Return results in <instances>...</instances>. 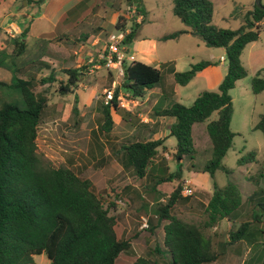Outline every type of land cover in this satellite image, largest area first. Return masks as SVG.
Masks as SVG:
<instances>
[{"label":"trees","instance_id":"trees-1","mask_svg":"<svg viewBox=\"0 0 264 264\" xmlns=\"http://www.w3.org/2000/svg\"><path fill=\"white\" fill-rule=\"evenodd\" d=\"M40 4L44 0H36ZM139 7L140 0H135ZM174 15L188 28L163 36L176 38L189 32L200 38L208 47H223L225 50L226 73L217 91L204 90L189 105L175 102L161 111L162 115L173 116L176 121L170 127V136L176 139L174 159L177 169L163 180H176L178 184L165 203L157 206V215L166 220L162 246L155 249L166 263L157 258L138 256L132 262L122 264H206L217 260L216 237L226 232H212V228L226 219L232 223L227 230L232 244L240 240L254 244L257 233L264 229H251L252 222H259L260 214L251 212L250 221L236 219L241 211L242 193L237 185L228 180L223 186L213 180V190L203 214L198 221L188 222L173 213L176 200L181 197L182 160L194 159L195 148L192 140V125L205 122L211 142V156L204 163L202 171L214 179L216 171L227 175L233 169L223 163V158L232 146L235 133L230 128L233 113L229 93L235 82L244 77L245 68L241 63L243 48L257 40L259 30L255 25L264 23V10L255 5L249 10L244 24L238 29L222 28L212 23L213 3L210 0H173ZM121 15L116 28L124 27ZM140 24L131 25L125 42L130 43ZM27 28L12 38L13 50L9 57L11 66L17 65L27 43L23 40ZM52 34H49V36ZM38 60V59H37ZM2 62V61H1ZM36 59L32 63L36 64ZM216 61L201 60L193 63L185 71H173L176 83L186 85L198 72L215 65ZM9 67L8 63L5 64ZM121 87L134 97H141L145 91L161 80L159 68L140 61H124ZM67 79H58L52 70L38 80L40 85H57L59 95L66 94L71 86L80 81L78 69H63ZM9 83L0 81V90H18L23 105L0 98V264H36L33 255L45 254L50 264H116L122 252L131 247V238L119 239L114 225L115 217L110 214L111 205H104L93 189L88 178L81 177L67 166L54 167L37 152V130L48 98L35 89L37 79L29 76L20 78L13 71ZM254 93L264 90V77H254L251 81ZM118 89L111 103L103 104L100 128L109 132L113 124L110 108L121 107L117 102ZM217 112V117L210 119ZM254 129L264 137V112L259 115ZM163 141H134L122 146L125 158L137 177H143L149 164L162 146ZM253 151L237 160L239 165L253 161ZM193 195V194H192ZM253 194H251L252 196ZM191 196V195H190ZM250 196V198H251ZM264 210V202L258 203ZM254 207V206H253ZM264 264V250L257 258L245 260V264Z\"/></svg>","mask_w":264,"mask_h":264},{"label":"crops","instance_id":"crops-1","mask_svg":"<svg viewBox=\"0 0 264 264\" xmlns=\"http://www.w3.org/2000/svg\"><path fill=\"white\" fill-rule=\"evenodd\" d=\"M35 1L0 0V81L9 83L12 79L13 71L20 78L25 79L33 76L36 79V75L33 73L28 75L26 73L28 71L27 68L31 69V67L38 68V74L40 73L41 77L48 75L54 70L57 74L56 77L64 80L67 79V75L62 72L63 69H78L80 74L77 76L80 81L77 82L76 86H71V89L67 92L69 94H75L80 89L84 91L91 89L93 94L95 90L90 87L91 81L85 82L90 77H93L96 84L100 85L99 92H103L104 89L109 88L112 84H116L120 94H130L121 87L122 82L120 83L118 80V70L114 67L106 68L99 58L100 53L106 48L107 36L117 30L116 21L125 10L123 7L124 0H44L40 4ZM144 2L145 0H140L143 7L145 5ZM117 3H121L120 8ZM254 3L255 0L252 2V7L255 5ZM172 8V11L168 10L166 13L159 12L158 14L152 13V9H147L144 12L139 10L144 15L139 28L141 29L142 27L144 29V25L148 24L160 32L152 35L143 34L142 29L138 28L134 39L130 43H126L127 55L131 56L132 60H125L126 62L140 61L159 68L161 72L163 65H170L171 63L172 65L168 67L166 72V78L171 86L165 85L161 81L147 89L143 96L136 97L134 104L128 107L122 106L118 109L111 107L110 114L113 124L110 131L103 136L87 135V146L84 152L87 159L84 164L77 162L76 166H79L78 169L74 170L71 167L78 175L88 178L92 182L93 187L100 189L110 186L108 187L109 191L115 189L118 192L117 198L109 203L111 205L110 214L115 217L114 229H116V236L118 235L122 239V235L125 233L123 238L129 237L132 239L131 247L127 251L134 254L133 260L138 256H147L148 253L153 254L156 248L162 246L163 227L167 221L158 217L157 206L166 202L170 193L178 184L176 180H163L169 173L177 169V162L174 159L176 142H172L171 138L173 136H170V127L176 119L173 116L162 115L161 111L182 99L173 77V71L179 70H176L178 69V57L171 54L172 49L175 48L172 46L177 44L175 39L178 38L180 40L178 43L187 46L188 54L186 56H189L194 52L195 47L201 49L204 44L200 38L189 32L183 33L176 38L163 39L164 35L177 30L188 29L174 15ZM156 22L158 24H155ZM169 25H174L176 28L166 32L161 30L164 26L169 27ZM12 26L15 31L9 35L6 31ZM108 26L109 29L106 28ZM26 28L27 31L23 40L26 43L30 39L41 41L43 46L42 55L35 58L36 64L32 63L35 59L19 64L18 58L17 65L11 66L8 60L13 50L12 38L19 36ZM49 34L52 35L49 36ZM6 41L8 42L6 43ZM2 42L8 46L6 51H4L5 45ZM217 55L219 58H216ZM224 56V48L221 53L215 55L211 53L207 60L217 61V63L198 72L189 82L196 80L198 77L207 80L212 79L211 88L215 86L218 88L226 73V71L223 72L225 69L224 62H226ZM6 62L9 67L5 65ZM191 63H188V68ZM188 68H184L182 71ZM24 72L26 73L25 75H23ZM164 82H166L165 79ZM105 85L106 87H104ZM119 85L121 88L118 87ZM176 90L178 91L177 94H175ZM96 96H93L91 101L87 99L88 102L87 104L86 102L83 103V107L87 109L90 107L94 111L102 110V104L97 102ZM94 102L95 105L92 106ZM88 111L90 110L88 109ZM214 113L210 119L217 117V112ZM207 122L208 120L194 123L191 129L194 148L198 147L200 149L203 145L202 150L208 151L205 162L211 156V142L206 131ZM98 126L96 125L95 127L98 128ZM157 139L163 141L162 146L149 164L147 173L143 177H137L125 158L122 146L134 141ZM77 140L80 142L82 139L79 140L78 138ZM196 154L197 151L195 149L194 157ZM78 156H80V159L83 158L81 153ZM187 158L184 157L181 162L182 177L180 183L182 185L187 180L194 193L191 196H185L181 193V197L174 204L173 213L188 222H194L201 218L203 210L210 199L213 190V180L217 185L223 186L228 179H225L224 182L218 180V172L222 171H216L214 179H212L208 172L201 170L203 166L197 168L191 162L194 159H189L191 160L189 163ZM237 170L240 173L247 172L248 164H238ZM235 174L236 172L233 170L230 175L231 179H235ZM92 176L95 177L92 178ZM243 178L245 179V176ZM233 182L238 184L239 180H234ZM239 189L241 190L240 187ZM241 193H243L242 190ZM119 207H126V212L123 213L124 208L119 209ZM141 217L147 218L148 227L146 229L140 228ZM237 219L235 220L236 222H238ZM126 223L129 226L127 230L125 229ZM117 227H120L119 234ZM231 227L232 223L224 219L213 227L211 231L226 232ZM139 237H143L142 243L137 240ZM241 241L245 240H240L239 242ZM137 246L141 250L136 249L135 247ZM162 253L163 256L166 255L164 252ZM217 261L218 258L210 263H217ZM241 264H245V259L242 260Z\"/></svg>","mask_w":264,"mask_h":264},{"label":"rangeland","instance_id":"rangeland-1","mask_svg":"<svg viewBox=\"0 0 264 264\" xmlns=\"http://www.w3.org/2000/svg\"><path fill=\"white\" fill-rule=\"evenodd\" d=\"M126 1L129 3V0H124V4H126ZM210 1H212L214 7L212 23L218 27L229 28L232 30L238 29L244 24L245 15L248 10L253 8L252 2H254V0ZM261 3L264 5V0H261ZM124 4L123 7L125 8ZM144 4V7L142 3L139 4V10L142 12L147 9H152L151 12L155 14H158L159 12L166 13V11L171 10L173 6V0H145ZM117 5L119 8L121 7V3H117ZM155 24H158V22ZM144 26V29L141 27L143 34L152 35L160 32L159 30L152 28L151 25L146 24ZM106 28L109 29V26ZM175 28L176 27L174 25H169V27L164 26L161 30L166 32L167 30H174ZM257 29L259 30V36L257 40L248 43L243 48L241 54V63L245 68L246 74L244 77L238 79L235 82L233 88H231L229 91L233 106L230 128L233 132H235V135L232 140V146L227 151L226 156L223 159V163L236 172L235 179H231L230 175L218 172V180H222L221 182H224L225 179L230 181L239 180V185H236L241 188L244 195L242 196V204L237 210L238 212H241L239 219H237L238 222L236 223L238 224L241 221H250L251 212L260 214V221L252 222L250 225L251 229L254 230L264 229V210L258 206V203L264 202V137L260 130L253 128L254 124L259 118V115L264 112V90L259 93H254L251 89V81L254 77H264V23L261 22L259 26L255 25L253 30ZM114 32H117V30H114ZM175 40L177 41V44L172 46L175 48L172 49L171 54L178 57V69L176 70L179 71H182L184 68H188L189 62H192L191 64H193L201 60L209 59L211 53L215 55L221 53L223 50V47H208L203 44L201 49H199V47H195L194 52H192L191 55L186 56V54H188L187 46L185 44L178 43L180 41L178 38ZM7 42L8 41H6V43ZM2 43L4 44V42ZM170 43L172 44V42ZM42 48L43 46L41 41H35L33 39L28 40L25 53L19 57V64L40 57L42 55ZM7 49L8 46L6 44L4 51ZM216 58H219V56L217 55ZM224 64L225 69L223 72L226 71L227 65L226 62H224ZM171 65L172 64L170 63V65L162 66L163 73L161 72L162 77L159 83L162 81V83L165 85L171 86L166 78V72L168 67ZM171 69H173V67H171ZM27 70V75L33 73L36 75V79L41 77L40 73L38 74V68L31 67V69L27 68ZM102 71L104 70L102 69ZM26 73L24 72L23 75ZM117 75L118 80L121 83L123 76L120 73H117ZM164 79L166 82H164ZM89 81H91L90 87L95 90L93 94L91 89L85 91L80 89L77 90L75 94L66 93L64 95H59L57 91V85H40L38 80H36L37 83H35V89L37 91H41L48 98L47 107L44 111L41 122L38 125L36 138L37 152L44 160L54 167L67 166L70 168L72 167L74 170L78 169L79 166H76L77 162L84 164L87 159V156L84 155L87 146L86 136L89 134L91 136H103L106 134V132L102 131L100 128V124L102 123V110L99 109L94 111L88 107L90 110L88 111L87 108L83 107V103L86 102L87 104V99L91 101L93 96H96L97 94V102H100L102 105L104 104L102 97L103 92H99L100 85L96 84V82L93 80V77H90L89 79L87 78L85 80L87 83ZM212 82V79L207 80L205 78L198 77L196 80L189 82L186 86H181L178 83H175L180 95L182 96V99H180L179 102L183 104H189L196 98V96L200 94L199 92L204 90L217 91L218 88L216 86L211 88ZM104 87H106V85ZM118 87H120V85ZM116 89H118V94H120L119 88ZM178 91L176 90L175 94H177ZM122 95L125 99L131 98V94L128 93H122ZM0 98H2V100L14 101L20 106L23 105L18 90L14 88L1 89ZM94 105L95 102L92 103V106ZM96 125H99L98 128L95 127ZM78 138L79 140H82L79 142L77 140ZM171 141L176 142L174 137L171 138ZM195 149L197 154L195 155L194 160L191 161L189 158H187V162L190 163L191 161L193 166L200 168L203 166L206 160L208 151L202 150L203 145L200 149L198 147ZM251 151H253L255 154V160H253V162H247V172L240 173L237 170V160L242 156H246ZM80 153L83 157L81 159L79 158L80 156H78ZM244 176L245 179L243 178ZM93 177L95 176H92V178ZM108 187H103L100 189L93 187L94 191L103 201L105 206L111 201H114L118 196V192H116L115 189L109 191ZM251 194L253 195L251 196ZM123 208V213H125L127 208L119 207V209ZM128 228L129 226L127 225L125 229L127 230ZM119 231L120 227H117L118 234ZM124 235H122V238L125 237ZM117 237L121 239L118 235ZM225 237L222 235H218L216 237L217 244L215 245V249L218 253L217 263L206 264H241L243 259L247 260L250 258L251 261L252 259L254 260V258H257V255L260 253L261 248L264 250V232L257 233L253 242L254 244L252 245L248 241H238L232 244L225 242V239H228L227 231L225 233ZM137 240L141 241L142 243L143 237H139ZM135 248L141 250L138 246ZM147 256L156 257L162 263L167 262L165 258H163V255H158L156 252H153V254L148 253ZM32 257L36 264H50V261L45 254L33 255ZM133 259L134 254L125 251L120 254L116 264L132 262ZM254 264L259 263L254 262Z\"/></svg>","mask_w":264,"mask_h":264},{"label":"built area","instance_id":"built-area-1","mask_svg":"<svg viewBox=\"0 0 264 264\" xmlns=\"http://www.w3.org/2000/svg\"><path fill=\"white\" fill-rule=\"evenodd\" d=\"M122 16L125 19L124 27L117 29V32L110 33L107 36V43L105 50L100 53L99 58L102 60V64L106 68L114 67L118 70L123 76V67L122 64L126 59L132 60V57L127 55L126 52V42L125 37L130 32L131 25L140 24L144 15L139 11L137 4L134 0H129V3L126 1V6ZM15 31L14 27H9L7 33L9 35L13 34ZM116 89V84H112L109 88L103 90V103L108 105L111 103V100L114 97ZM117 102L122 107H128L136 102V97L131 95L130 99H125L124 96L118 94ZM194 192L193 188L190 186V183L186 180L182 184L181 193L185 196H190ZM148 227V222L146 217H141V229H146Z\"/></svg>","mask_w":264,"mask_h":264},{"label":"water","instance_id":"water-1","mask_svg":"<svg viewBox=\"0 0 264 264\" xmlns=\"http://www.w3.org/2000/svg\"><path fill=\"white\" fill-rule=\"evenodd\" d=\"M254 4L257 8L264 10V5H262L261 0H255Z\"/></svg>","mask_w":264,"mask_h":264}]
</instances>
